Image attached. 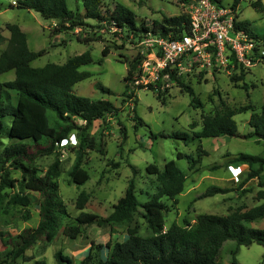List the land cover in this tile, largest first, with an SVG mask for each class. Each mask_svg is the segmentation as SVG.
<instances>
[{
    "label": "trees",
    "instance_id": "obj_1",
    "mask_svg": "<svg viewBox=\"0 0 264 264\" xmlns=\"http://www.w3.org/2000/svg\"><path fill=\"white\" fill-rule=\"evenodd\" d=\"M81 1L82 12L78 6L75 10L68 7L67 0H14L11 8L34 11L46 21L53 22L54 34H63L78 28L87 27L86 20H92L107 30L124 32L127 37L141 38L147 33L160 35L164 38L178 39L187 30L188 18L186 14L173 17L162 16L155 20L152 26L137 22L135 12L125 5L115 2L112 9L103 7V0H74ZM147 0H139V5ZM189 3L190 0H181ZM221 4L220 0H213ZM240 0H233L230 8L236 11ZM222 5V4H221ZM251 7L262 11V0L251 3ZM237 18V15H235ZM235 31H244L257 44L251 57L254 61L264 64V55L259 47L264 48V36L253 33L248 21H238L234 25ZM5 30L8 37L0 35V45L5 44L0 52V75L14 72V78L9 81H0V137L7 143H2L0 150V264H13L18 261L28 262L33 258L26 255L32 245L37 242L51 244L58 233L76 239L81 233V226L96 225L99 228L126 227V237L122 241L108 240L104 247L107 250L106 258L92 262V250L79 264H220L217 257L223 243H235V255L238 247H248L256 244L264 247V229L254 228L249 224L264 219V154L250 155L239 153L231 163L246 165L248 173L241 185L249 180H257L258 191L255 200L259 202L252 207L243 205L230 210L226 215L199 214L190 223L172 222L166 230L156 232L150 237L138 235L136 227H129L139 208L143 210V217L150 226H154L152 217L162 218L170 212V206L165 201H171L173 207L178 204L177 197L184 190L186 174L181 171L173 160L167 161L160 171L154 165H148L146 172L156 176L155 193L149 200L140 203L135 196L134 177L136 170L132 169V177L128 180L125 192L112 205L111 213L107 217H99L94 213H85L82 210L89 201V194L81 191L75 200V208L81 212L74 218L73 223H64L70 219V214L61 197L57 182L61 174L59 151L65 146H71V137L78 138L71 150L74 160L68 169V176L73 184L84 185L88 179V172L81 167L83 157L88 151L96 149L93 139L84 136L92 127L94 121L103 123L108 116L113 115L117 108L108 100H92L73 93V87L92 76L82 67L92 62L90 51L69 58L62 64L47 63L42 67L34 68L30 64L35 59L45 55L46 49L33 51L28 47L27 36L14 23H6ZM117 34V33H116ZM77 41L89 43L100 41V37L77 36ZM261 44V45H259ZM123 48V45L118 47ZM109 48L103 47L101 55L105 58ZM232 63L236 61L232 56ZM138 62L130 64L124 81H132ZM186 92L191 98L193 108L201 107V101L194 94L192 87L184 84L177 77L176 70H166L163 74ZM244 73L231 77V82H240ZM159 79L153 84L138 85L154 90L159 87ZM254 87V85H252ZM243 83L242 88H246ZM102 93L112 95V91L100 83L95 85ZM123 96L133 103L135 95L131 92ZM13 95V96H11ZM250 111L248 125L252 132L241 135L237 131L234 116ZM201 129L192 133L193 138L216 139L220 137H237L242 139L254 138L256 142L264 141V102L257 111L253 105L240 107L237 111L219 101V107L213 114L202 115ZM135 127L144 122L138 115L133 119ZM192 128L194 127L191 125ZM171 137L178 140H187V133H173L171 135L158 134L156 137ZM102 146H104L102 144ZM194 158L183 153L177 154V159H185L188 169L197 171L201 156L207 152L198 149ZM102 152V151H101ZM55 155L53 162L44 172L38 169L36 160L41 157ZM219 165L210 167L211 171L219 169ZM17 171L19 178L12 177L11 171ZM24 189L35 192L40 197L39 220L35 227L23 228L18 231V223L30 220L28 207L30 199ZM230 187L209 186L199 195L198 199L224 195L233 192ZM101 245H97L99 248ZM58 264L71 260L64 256L62 251L55 253ZM34 264H47L44 260H36ZM232 264H236L233 259Z\"/></svg>",
    "mask_w": 264,
    "mask_h": 264
},
{
    "label": "rangeland",
    "instance_id": "obj_2",
    "mask_svg": "<svg viewBox=\"0 0 264 264\" xmlns=\"http://www.w3.org/2000/svg\"><path fill=\"white\" fill-rule=\"evenodd\" d=\"M14 0H0V35L8 37L5 30L6 23L17 24L27 36L28 47L33 51L46 49L47 53L31 62L34 68L42 67L47 63L62 64L66 60L85 51H90L92 62L81 70L92 74L73 87V93L92 100H108L117 111L108 116L103 123L94 121L92 127L84 136L93 139L96 149L88 151L83 157L81 167L89 174L88 181L77 186L68 176L74 154L71 146L78 142V138L70 142L59 151L61 174L57 179L61 197L70 214V219L64 223H73L74 218L81 212L75 208V200L81 191L89 194V201L82 210L85 213H94L99 217H107L112 205L125 192L127 182L132 177L133 167L136 170L134 177L135 196L140 203L149 200L155 193L156 176L146 172L148 165L156 166L160 171L167 161L173 160L177 167L186 174L183 192L177 197L178 204L173 207L171 201H165L170 206V212L162 218L152 217L154 226H150L143 217V210L139 208L129 227H136L141 237L153 236L156 232L166 230L172 222L183 224L192 223L199 214L226 215L231 209L243 205L252 207L259 204L255 200L258 191L257 180H249L241 185L248 173V168L242 167L240 174L232 171L231 179H227L228 164L239 153L250 155L264 154V141L256 142L254 138L242 139L237 137H220L216 139L193 138L192 133L201 129L202 115L213 114L219 107V101L237 111L240 107L253 105L259 110L264 100V64L255 61L251 66L237 64L220 65L212 69H202L198 63L188 57L182 58V70L177 77L184 84L192 87L194 94L201 101V107L193 108L191 98L183 92L174 81L164 74L160 75L159 87L150 90L138 85L153 84L156 80L150 75V67L144 66L145 61L151 60L158 46L153 41L158 34L151 32L141 38L127 37L124 32L99 28L97 23L86 20L87 27L78 28L63 34H54L53 22L46 21L34 11L11 8ZM103 7L112 9L115 2L121 3L135 12L137 22L142 21L152 26L155 20L162 16L173 17L187 13L188 3L181 0H147L139 5V0H103ZM195 0H190V2ZM221 4L230 7L233 0H220ZM256 0H240L236 9L239 21H248L249 27L255 35L264 36V9L262 11L251 7ZM72 10L78 6L82 12L81 1L67 0ZM264 7V0H262ZM117 33V34H116ZM77 36L100 37V41L87 44L77 41ZM253 40V39H252ZM254 48L257 45L253 40ZM123 45L122 49H119ZM261 45V44H259ZM5 44L0 45V52ZM103 47L109 48V54L103 58ZM264 49V48H263ZM259 52L262 48L259 47ZM138 62L132 81H124L131 63ZM244 73L240 82H231V77ZM14 78V72L0 75V81H9ZM100 83L110 89L112 95L102 93L95 88ZM243 83L247 87L242 88ZM254 85V87L252 86ZM127 87L126 95L131 92L136 102L129 100L122 93ZM13 96V95H11ZM251 112L247 111L234 116L237 131L241 135L252 132L248 125ZM138 115L144 122L137 125L132 120ZM193 125L194 127L192 128ZM173 133H187V140H178L171 137H156L152 135ZM2 143L7 141L0 137ZM102 144L104 146H102ZM199 148L207 152L201 156V162L194 172L188 169L185 159L178 160L177 154L183 153L197 157ZM102 151V152H101ZM230 153V154H229ZM55 155L41 157L36 160L38 169L42 172L53 162ZM219 165V169L211 171L210 167ZM235 166L234 163H231ZM12 177L19 178L20 174L12 170ZM229 173V172H228ZM224 186L235 189L224 195H215L196 200L209 186ZM30 199L28 211L30 220L18 223V231L23 228L35 227L39 220L40 197L37 193L24 189ZM254 228L264 229V219L249 224ZM126 237V227L99 228L96 225L81 226V233L76 239H70L60 232L51 244L37 242L26 250V255L33 259L28 262L18 261L13 264H34L36 260H44L47 264H58L55 253L62 251L64 256L71 260V264H79L92 250V262L102 260L107 256L104 247L108 240L122 241ZM97 245H101L97 248ZM0 249L2 246L0 245ZM235 243L226 241L220 248L217 261L220 264H264V247L252 244L248 247H238L235 255ZM66 264V262H62Z\"/></svg>",
    "mask_w": 264,
    "mask_h": 264
},
{
    "label": "built area",
    "instance_id": "obj_3",
    "mask_svg": "<svg viewBox=\"0 0 264 264\" xmlns=\"http://www.w3.org/2000/svg\"><path fill=\"white\" fill-rule=\"evenodd\" d=\"M188 26L178 39L158 36L153 41L158 49L144 66L150 67V75L158 80L166 70H182V58L188 57L205 70L220 65H231L232 56L237 64L251 66L255 63L253 40L244 31H235L239 20L236 11L213 0H195L187 6ZM264 55V49L260 52ZM168 77V74H164ZM155 81V82H156ZM154 82V83H155ZM74 141V137H71ZM246 165H239L235 172Z\"/></svg>",
    "mask_w": 264,
    "mask_h": 264
},
{
    "label": "crops",
    "instance_id": "obj_4",
    "mask_svg": "<svg viewBox=\"0 0 264 264\" xmlns=\"http://www.w3.org/2000/svg\"><path fill=\"white\" fill-rule=\"evenodd\" d=\"M263 102H264V100H263ZM263 102H262V103H263ZM229 154H230V153H229ZM234 164H235V166H232V165H231V162H230V164H228V166H227V169L229 170V171H227V175H226V178H227V179H231V180H233L232 177H231V174H233L232 171L235 170V168H236L237 166L240 165L239 163H234ZM228 172H229V173H228ZM220 187H222V186H220ZM223 187H224V186H223Z\"/></svg>",
    "mask_w": 264,
    "mask_h": 264
},
{
    "label": "clouds",
    "instance_id": "obj_5",
    "mask_svg": "<svg viewBox=\"0 0 264 264\" xmlns=\"http://www.w3.org/2000/svg\"><path fill=\"white\" fill-rule=\"evenodd\" d=\"M75 140V139H74Z\"/></svg>",
    "mask_w": 264,
    "mask_h": 264
}]
</instances>
